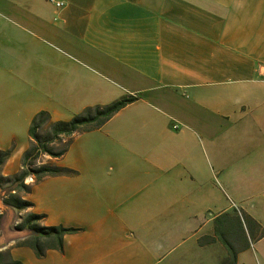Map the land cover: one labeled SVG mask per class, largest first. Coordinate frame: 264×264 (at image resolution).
<instances>
[{
    "label": "crops",
    "instance_id": "1",
    "mask_svg": "<svg viewBox=\"0 0 264 264\" xmlns=\"http://www.w3.org/2000/svg\"><path fill=\"white\" fill-rule=\"evenodd\" d=\"M17 9L19 36L46 35L64 53L17 49L19 36L0 32V149L10 150L0 182L22 171L31 145L14 149L24 102L32 123L46 110L38 96L56 120L62 108L138 99L47 156L72 172L19 191L34 206L0 198V264H215L230 252L215 219L228 231L237 215L228 190L239 215L264 223V0H20ZM32 211L46 214L42 225L78 230L40 257L21 243L32 231L14 227ZM249 241L237 264H264V236Z\"/></svg>",
    "mask_w": 264,
    "mask_h": 264
},
{
    "label": "trees",
    "instance_id": "2",
    "mask_svg": "<svg viewBox=\"0 0 264 264\" xmlns=\"http://www.w3.org/2000/svg\"><path fill=\"white\" fill-rule=\"evenodd\" d=\"M138 96H124L120 99L114 100L107 104H98L95 106H89L85 108L82 112L75 114L69 120H53L51 114L42 110L38 112L32 120L29 134L31 137V146L24 152L23 155V169L20 173L2 178L6 182L15 181L17 186L7 187L5 190L7 196L4 198V203L10 207H15L17 209H26L28 207L34 206V203L31 200L23 198L19 191L30 192L31 188L24 183V180L29 172V165H33L39 158L43 155H50L52 157L63 156L72 140L73 137L83 131H90L94 129L101 128L105 125L118 111L127 106L129 103L137 100ZM47 125L45 136L39 134V129ZM65 141V146L60 150L55 148L54 143L57 141ZM10 156V150H1L0 149V169L2 165L8 160ZM32 172L37 176V179L40 180L47 175H57L67 172H72L69 168L52 166L47 163H42L38 167L33 168ZM16 191V192H14ZM227 215V214H226ZM46 217L44 213H37L35 211L28 212L21 221L15 225V228L18 230L29 229L32 231V235L24 239L21 243L24 245H29L36 250L38 256H44L48 248L55 247L57 249H63V239L64 235L69 232H74L78 230L73 227H65L62 225H42L40 221ZM231 217L236 218L235 216L230 215ZM241 217V216H240ZM237 218L238 220L241 218ZM242 218L246 222H252L257 228L260 227L258 223L250 214L243 213ZM218 221H221L222 218H216ZM223 224V222L221 221ZM221 228V227H220ZM220 228H216V233L219 235ZM227 232H230V229L224 230L223 233L227 235ZM254 228L251 233V238L256 239L257 237H263L259 234L256 236L253 235ZM225 243L228 246L231 252V242L225 236ZM250 246L249 239L246 244H243L241 248L246 249ZM233 262L232 264H237V254L238 249H235L233 253ZM8 264H22L21 261L11 260Z\"/></svg>",
    "mask_w": 264,
    "mask_h": 264
},
{
    "label": "rangeland",
    "instance_id": "3",
    "mask_svg": "<svg viewBox=\"0 0 264 264\" xmlns=\"http://www.w3.org/2000/svg\"><path fill=\"white\" fill-rule=\"evenodd\" d=\"M17 6H20V0H0V32H12L14 34V39H16L19 36V33L17 31L18 28H20L21 26H19L20 24L18 23V21L16 20V16L19 14V11L17 9ZM23 10L26 12L28 10V6H26L25 4L22 6ZM12 40V41H13ZM11 41V42H12ZM10 42V43H11ZM15 48H26V47H32L33 49L38 50L40 55H43L44 57L47 56V53L50 52L52 49L54 50H58L61 53H64L63 49L59 47V45L54 42L51 38L47 37L46 35L44 36H37L35 31L32 30H27V34L26 35H20L19 38L17 39L16 44L14 45ZM2 60H3V54L0 50V66H2ZM43 73V70H38V76L41 77ZM28 95H23L24 98H26ZM34 104L36 105V107H38L39 105H41L43 108L42 109H46V111H50L52 113V110L54 109V104L52 101L47 102L46 100H42L40 98V96L37 97V99H34ZM32 108V106L27 103L24 102L23 103V107H22V119H21V124L19 126H17V138L15 139L14 142V146H15V150L18 151V148L25 150L26 147L29 146L30 144V134H29V128H30V124L31 121L29 122L28 118H27V113L28 111ZM80 109L78 112L82 111L83 107H77L75 106H71L68 107L66 110L65 109H60V114L65 117V120H69L73 117L75 110ZM49 112V113H50ZM50 113V114H51ZM52 116V114H51ZM54 117V116H53ZM52 117V118H53ZM53 120H56L53 118ZM46 128L47 125H43L40 129H39V134L41 136H45L46 134ZM48 129V128H47ZM55 148L57 150H60L61 148H63L65 146V141H60L57 140L55 143ZM31 146V145H30ZM19 152V151H18ZM47 156L46 154H43L39 160H37L33 165H29L30 169L28 174L33 173L32 169L38 167L40 164L45 163L47 160ZM25 169L22 168V171H24ZM34 174V173H33ZM35 175V174H34ZM2 180V179H1ZM35 180H36V175H35ZM25 183V180H24ZM26 184V183H25ZM32 184V183H31ZM31 184H29L28 186H30ZM10 186H17V182L15 181H10V182H6L5 180H2L0 182V187L3 189V191H5L4 189H6L7 187ZM22 191V190H20ZM230 195H231V200H234L236 203L233 204V209L236 210V218L231 217L229 223L227 225H230V234L227 237L225 233H223L224 228H223V224L221 223V221H218L217 219H215V224H216V228H220L219 230V235L221 237V239L223 240L224 237L226 236L231 242V252H225L224 255H222V258L220 261H216L215 264H232L233 262V257H234V252L235 249H239L246 240L251 238V233L254 227V224L252 222H246L244 218H242V215H239V207L240 205L238 204V200L237 197L235 195H233L231 193L230 190L227 191ZM2 196L0 198H2V200L4 201L3 194H1ZM227 198V197H226ZM252 199V198H250ZM256 198L253 197V200H255ZM251 202V201H249ZM249 202H246V204H249ZM0 210H2L4 212V210L2 209V207L0 206ZM232 210V212L234 211ZM27 213H24V215H26ZM249 214V213H248ZM2 215V214H1ZM0 215V216H1ZM256 215H259V213L256 212ZM241 216V217H240ZM241 218V219H237V218ZM256 217V216H255ZM264 217V216H263ZM258 219V217H256ZM18 222H20L18 220ZM223 222V221H222ZM16 223H14V227H15ZM226 225V224H225ZM256 233L259 235H263L264 234V223H261L260 227L256 230ZM254 235V232H253ZM256 235V234H255ZM264 243V241H263ZM243 264L245 263H249V260H242ZM209 264V262H208ZM252 264V263H251ZM253 264H262L261 260L259 259H254V263Z\"/></svg>",
    "mask_w": 264,
    "mask_h": 264
},
{
    "label": "built area",
    "instance_id": "4",
    "mask_svg": "<svg viewBox=\"0 0 264 264\" xmlns=\"http://www.w3.org/2000/svg\"><path fill=\"white\" fill-rule=\"evenodd\" d=\"M55 1V0H54ZM64 2L63 1H56V5L59 6V7H62L64 6ZM35 182V175L33 173L31 174H28L25 178V183L27 185L31 184V183H34ZM15 192V191H14ZM7 196V193L3 194V197H6ZM3 214V211L0 210V215ZM16 225L19 223L18 221L15 222Z\"/></svg>",
    "mask_w": 264,
    "mask_h": 264
}]
</instances>
